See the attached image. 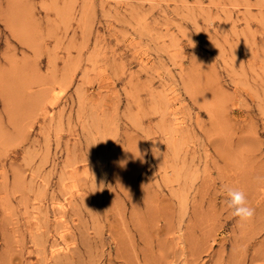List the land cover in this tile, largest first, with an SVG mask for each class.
Masks as SVG:
<instances>
[{"label": "rangeland", "instance_id": "rangeland-1", "mask_svg": "<svg viewBox=\"0 0 264 264\" xmlns=\"http://www.w3.org/2000/svg\"><path fill=\"white\" fill-rule=\"evenodd\" d=\"M257 177L264 0H0V264H264Z\"/></svg>", "mask_w": 264, "mask_h": 264}, {"label": "clouds", "instance_id": "clouds-1", "mask_svg": "<svg viewBox=\"0 0 264 264\" xmlns=\"http://www.w3.org/2000/svg\"><path fill=\"white\" fill-rule=\"evenodd\" d=\"M153 152L156 153V149H153ZM264 178L257 177V180ZM227 195L229 197L227 205L230 209H233L232 215L238 217L241 221H248L254 215V209L249 207L245 194L242 191L235 189H227Z\"/></svg>", "mask_w": 264, "mask_h": 264}]
</instances>
